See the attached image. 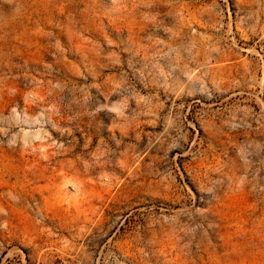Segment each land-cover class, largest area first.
I'll list each match as a JSON object with an SVG mask.
<instances>
[{
  "label": "rangeland",
  "instance_id": "1",
  "mask_svg": "<svg viewBox=\"0 0 264 264\" xmlns=\"http://www.w3.org/2000/svg\"><path fill=\"white\" fill-rule=\"evenodd\" d=\"M0 264H264V0H0Z\"/></svg>",
  "mask_w": 264,
  "mask_h": 264
}]
</instances>
